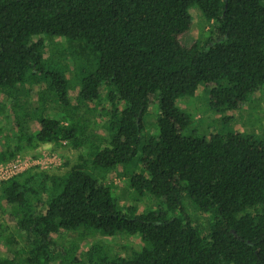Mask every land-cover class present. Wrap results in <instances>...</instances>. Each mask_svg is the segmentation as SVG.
I'll return each mask as SVG.
<instances>
[{"label":"trees","instance_id":"1","mask_svg":"<svg viewBox=\"0 0 264 264\" xmlns=\"http://www.w3.org/2000/svg\"><path fill=\"white\" fill-rule=\"evenodd\" d=\"M193 5L213 24L203 43L189 36ZM200 83L215 111L264 94V0H0V162L42 143L80 151L66 169L33 165L0 180L25 234L24 245L1 238L12 253L0 249V264H264V137L184 134L190 118L176 101ZM41 84L30 108L21 85L30 95ZM121 176L134 201L123 208L112 182ZM144 196L152 205L138 212ZM70 231L137 234L141 245L79 252L55 241Z\"/></svg>","mask_w":264,"mask_h":264},{"label":"rangeland","instance_id":"2","mask_svg":"<svg viewBox=\"0 0 264 264\" xmlns=\"http://www.w3.org/2000/svg\"><path fill=\"white\" fill-rule=\"evenodd\" d=\"M189 14L191 16V30L189 36L191 39H196L200 43H203L212 35L213 24L202 15L195 5L189 7ZM58 41L62 42L61 39ZM53 51L55 52V50ZM65 60L66 62H70V58H65ZM44 86V84H41L40 87L32 86L30 95H26L24 91L26 90L27 85H21L22 97L20 99H22L30 108L35 107L37 105L35 100L36 94L39 90L43 89ZM7 101L5 95L0 92V104L4 106V103ZM176 103L177 106L186 112L190 118L189 124L183 130L184 134L195 133L196 135L207 137L214 132H225L227 130L237 129L252 133L257 139H262L264 137V94L262 95L261 92L252 94L249 97L248 102L240 110L215 111L209 107L207 89L202 83H200L192 95H186L179 98ZM51 104L47 107V110L54 112L57 105L56 103ZM156 111L157 107L150 110L145 117L144 127L141 131L142 140L153 134L154 128L151 125L150 116L153 117ZM6 114L9 118H12L11 112L6 111ZM102 120V118L96 119V123H93L94 128L99 133L102 132L103 128ZM3 121L4 119L0 118V122ZM79 152L78 149H75L65 142L61 145L42 143L39 144L32 153H20L18 156L25 158L28 161H34V165H41L47 169H66L77 161ZM64 159L67 161L66 166L62 164ZM136 160L137 159L134 158L133 163L136 162ZM112 182L117 202L122 208L134 202L133 197L131 198V193L129 192L125 177H114ZM152 202L153 199L146 196L140 198L136 204L138 212L148 208L149 205H152ZM184 203H187L186 209L189 211L194 221L201 226L206 227L207 216L195 211L193 207L189 205L191 202L187 197H184ZM6 206L7 205L0 200V249L7 252V255L10 257L12 248L7 247V245L1 241V238L4 235L10 234L14 237L17 243L24 245L25 234L16 227L12 219L8 218ZM77 234V232L70 231L62 237L56 238L55 241L58 242L61 247L66 248L72 246V244L77 245V251L79 252H84L94 242H103L104 244H107L113 252L120 255H126L129 249L139 248L141 245L137 234L105 237L96 233L93 237L85 239L79 238Z\"/></svg>","mask_w":264,"mask_h":264},{"label":"built area","instance_id":"3","mask_svg":"<svg viewBox=\"0 0 264 264\" xmlns=\"http://www.w3.org/2000/svg\"><path fill=\"white\" fill-rule=\"evenodd\" d=\"M34 163V161H28L27 159L21 158L18 155L10 161L0 162V180L14 176L17 173L29 168L30 166H33ZM37 166L40 168H45L41 165Z\"/></svg>","mask_w":264,"mask_h":264}]
</instances>
